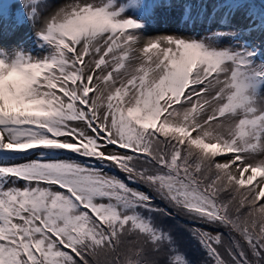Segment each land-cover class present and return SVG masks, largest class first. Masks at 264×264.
<instances>
[{"label": "snow or ice", "instance_id": "6c2138e0", "mask_svg": "<svg viewBox=\"0 0 264 264\" xmlns=\"http://www.w3.org/2000/svg\"><path fill=\"white\" fill-rule=\"evenodd\" d=\"M21 3L46 50L0 39V264H264V8Z\"/></svg>", "mask_w": 264, "mask_h": 264}, {"label": "rangeland", "instance_id": "374dc122", "mask_svg": "<svg viewBox=\"0 0 264 264\" xmlns=\"http://www.w3.org/2000/svg\"><path fill=\"white\" fill-rule=\"evenodd\" d=\"M216 2L217 0H207L209 12H211L212 6ZM251 3L258 9L264 8V0H251ZM173 7H175V9H173ZM173 7L159 9L161 14L168 15V24L166 25L165 30L161 28V21L156 13L154 19L150 21L149 29L153 26L159 28V31L161 32H182L180 26L188 28L185 24L177 20V18L181 19L180 8H178L177 5ZM168 10H171L172 12H169ZM23 13L24 8L21 0H0V39H3L7 43L22 41L23 47L31 51L33 54L45 52L46 46L43 45V42H41L42 46L37 47L36 41L39 38L34 35L27 19L25 18L24 22L18 25V21L21 19ZM216 27V25H213L210 31L214 30ZM205 32L206 31L203 30L198 34H203ZM227 42L226 39L221 41L222 44ZM257 178H259V176H257Z\"/></svg>", "mask_w": 264, "mask_h": 264}]
</instances>
